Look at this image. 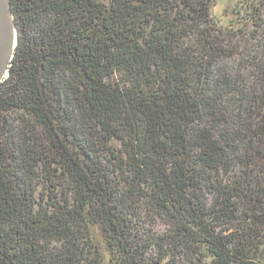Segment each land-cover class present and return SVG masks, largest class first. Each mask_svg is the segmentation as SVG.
Wrapping results in <instances>:
<instances>
[{
    "label": "trees",
    "instance_id": "obj_1",
    "mask_svg": "<svg viewBox=\"0 0 264 264\" xmlns=\"http://www.w3.org/2000/svg\"><path fill=\"white\" fill-rule=\"evenodd\" d=\"M0 264H264V0H10Z\"/></svg>",
    "mask_w": 264,
    "mask_h": 264
},
{
    "label": "water",
    "instance_id": "obj_2",
    "mask_svg": "<svg viewBox=\"0 0 264 264\" xmlns=\"http://www.w3.org/2000/svg\"><path fill=\"white\" fill-rule=\"evenodd\" d=\"M18 42L10 0H0V84L8 77Z\"/></svg>",
    "mask_w": 264,
    "mask_h": 264
},
{
    "label": "rangeland",
    "instance_id": "obj_3",
    "mask_svg": "<svg viewBox=\"0 0 264 264\" xmlns=\"http://www.w3.org/2000/svg\"><path fill=\"white\" fill-rule=\"evenodd\" d=\"M237 0H216V4L214 5L212 12L216 17L224 16V11L228 6H232L236 3ZM254 1V0H253ZM255 2H259V0H255ZM264 4V3H263ZM264 12V8H263ZM226 20L229 19V16H224Z\"/></svg>",
    "mask_w": 264,
    "mask_h": 264
}]
</instances>
